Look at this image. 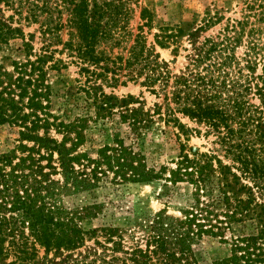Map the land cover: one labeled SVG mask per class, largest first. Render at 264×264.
<instances>
[{"label": "trees", "instance_id": "1", "mask_svg": "<svg viewBox=\"0 0 264 264\" xmlns=\"http://www.w3.org/2000/svg\"><path fill=\"white\" fill-rule=\"evenodd\" d=\"M133 3L0 0L1 7L11 11L5 19L0 16V46L15 37L24 40L21 21L25 26L37 23L42 42L34 59L29 58L31 53L24 62L13 61L12 71L0 65V124L18 126L20 141L16 149L0 153V264H191L197 239L224 238L225 229L244 220H251L255 231L233 235L230 254L213 264H264V41L255 23L261 18L227 19L216 34L191 41L185 63L173 72L155 46L173 44L177 55L181 29L159 27L149 42L144 28L151 29L152 14L141 8L134 31ZM220 19L208 14L196 31ZM63 29L65 41L59 34ZM28 36L23 45L32 49L34 34ZM55 42L67 50L86 81L138 83L161 100L148 114L129 108V95L122 99L124 109L118 116L136 137L154 115L171 126L179 149L174 167L162 165L157 171L147 167L141 153L117 137L115 144L95 149L94 157L88 150L77 151L84 125L57 121L49 111L47 67L56 69L61 62L56 59L48 65ZM240 45L245 47L243 57L236 55ZM95 88L87 84L85 92L96 116L113 117L111 101L116 99ZM183 117L195 126L182 122ZM52 127L63 134L61 140L49 135ZM192 133L213 136L217 147L205 152L189 146L186 141ZM45 168L58 172L62 182L48 180ZM109 173L116 183L156 178L173 185L185 182L191 186L187 205L179 217L163 209L154 213L148 219L145 247L124 248L116 227L85 228L80 223L95 217L103 204L69 207L60 198L90 192L100 175ZM98 234L103 241L96 239ZM91 238L99 248L85 246Z\"/></svg>", "mask_w": 264, "mask_h": 264}, {"label": "rangeland", "instance_id": "2", "mask_svg": "<svg viewBox=\"0 0 264 264\" xmlns=\"http://www.w3.org/2000/svg\"><path fill=\"white\" fill-rule=\"evenodd\" d=\"M0 16L7 18L11 11L1 7ZM135 16L130 25L135 28L139 21V11L146 7L152 14L151 29L144 28L149 42H153L154 33L159 31V27L170 26L179 27L177 41L179 44L177 55L172 51L173 44L168 48L155 46L160 59L167 61L173 72H177L185 63V54L191 47V41H201L205 36L214 35L223 26L227 19H242L249 17L250 21L257 18L256 27L259 29V37L264 41V0H135L133 3ZM3 8V9H1ZM220 15V22L203 29H196L203 25L207 15ZM38 24L25 26L21 21V28L24 31V40L20 37L10 39L6 44L0 46V65L8 71H12L13 61L24 62L27 54L30 59H34V54L41 51L42 42L37 31ZM28 33H33L32 49L23 45L27 41ZM67 29L61 30L60 39H67ZM193 34V36H191ZM53 60L48 61V65L53 64L56 59H60L56 69L47 67L46 82L50 86V109L49 111L56 116L57 121L64 123L80 121L84 125L81 128L83 140L78 145L77 151L88 150L91 157L96 156L95 149L105 144H115V138H122L125 145L133 147L134 151L141 153L142 161L149 168L156 171L160 166L174 167L173 161L178 155V142L176 141L171 126L165 125L156 115L153 122H149L148 127L142 128V135L136 137L128 123L120 122L118 112L124 109L122 99L128 100V107L153 113L154 104L161 100L155 95L141 87L138 83L127 82L125 85L120 83H106L100 78L86 81V77L79 71V66L71 62L66 49L62 44L55 42L51 48ZM243 45L236 50V55L244 56ZM62 63L66 66L61 67ZM260 72V66L257 67ZM87 84L96 87L97 93L104 92L112 95L116 100L111 102L114 105V116L110 118H99L95 114V107L91 104L92 98L85 92ZM84 117V118H83ZM83 118L84 121H81ZM181 121L189 127H194V123L187 118ZM19 127L8 123L0 124V153L16 149L20 143ZM42 133V130H40ZM74 137L73 132H70ZM49 135L61 140L63 134L58 133L52 127ZM213 136L194 134L188 136L186 144L198 148L200 151H213L217 145L213 143ZM182 141H185L182 138ZM31 145L30 142L24 141ZM69 145V143H67ZM43 165L46 163L42 161ZM48 180L62 182V177L58 172H51L45 168ZM51 172V173H50ZM112 173L100 175V180L90 192H82L77 195L61 194L65 205H84L90 202L103 204L99 213L95 217H85L80 223L85 228L111 226L118 229L117 233L121 237L124 248H132L136 245L145 247V241L149 233L148 219L158 212L165 210L169 216H181L180 210L187 205V196L191 191V186L185 182L176 185L156 178L149 182H131L111 180ZM255 231L251 220H244L232 223V228L224 230V238L220 236L204 235L202 239H197L193 243L191 264H213V261L230 254L233 235L234 237L249 234ZM94 239H87L85 246L99 248L94 244ZM98 240L103 241V237L98 234Z\"/></svg>", "mask_w": 264, "mask_h": 264}]
</instances>
